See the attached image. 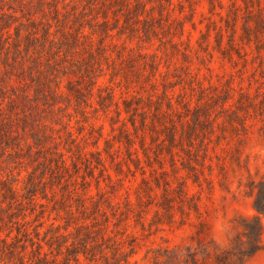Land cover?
Returning a JSON list of instances; mask_svg holds the SVG:
<instances>
[{
  "label": "trees",
  "instance_id": "trees-1",
  "mask_svg": "<svg viewBox=\"0 0 264 264\" xmlns=\"http://www.w3.org/2000/svg\"><path fill=\"white\" fill-rule=\"evenodd\" d=\"M165 2L171 5L173 0ZM165 2L95 0L91 19L84 17L85 11L75 10L72 17L67 11L70 19L65 18L59 29L48 23L40 29L39 21L31 20L26 25L19 23L14 31V14L0 7V50L5 53L0 58V264H130L136 251L124 248L127 221L136 216L144 223L143 209L135 211V205L145 203L144 194L161 187L162 178L166 180L170 171L181 168L179 161L183 168L193 167L182 161L181 151L188 153L183 141H191L207 124L210 132L215 130L216 118L209 111V102L203 101L204 95L196 104L190 96H176L174 88L181 81L164 76L157 54L125 53L128 46L119 49L113 41L123 34L148 41L161 39L160 33L170 34L169 43L178 50L180 42L174 37L183 35L185 21L174 18L177 26L173 31L166 23L164 10L170 11ZM209 2L212 13L217 6H225L224 0ZM229 2L231 42L236 39L240 18L242 36L251 40L253 34L258 42H264V0ZM87 24L89 32L85 31ZM224 33L222 27L217 28L220 40ZM258 48L261 51L262 46ZM164 66L169 75L170 63ZM108 72L110 84H98ZM63 76L69 77L66 89L61 87ZM195 80L193 76L190 87L197 84L204 90L203 83ZM242 96L241 103L247 94ZM227 102L229 97L222 101L223 110ZM69 107L81 115V121L90 118L87 107L102 111L114 133L105 136L101 130L94 137V149H88L86 138L80 137L82 131L75 133L70 117L63 119L71 115L65 113ZM23 171L27 173L22 175ZM137 173L142 182L134 189L125 180ZM92 182L96 194L88 191ZM120 187L126 195L116 200ZM167 190L161 192L163 200L157 203L156 216L160 208L172 216ZM184 190L181 183L177 191ZM252 193L258 214L244 225L251 244L246 256L260 248L264 181L254 186ZM60 217L63 224L56 223ZM48 220V228L42 231Z\"/></svg>",
  "mask_w": 264,
  "mask_h": 264
},
{
  "label": "rangeland",
  "instance_id": "rangeland-1",
  "mask_svg": "<svg viewBox=\"0 0 264 264\" xmlns=\"http://www.w3.org/2000/svg\"><path fill=\"white\" fill-rule=\"evenodd\" d=\"M224 2V8L217 6L216 13L211 12L209 0H173L171 5L165 2L170 11L164 10L166 23L171 24L173 31L177 26L174 18L185 21L183 35L174 37L180 42L178 50L169 43L170 34L164 36L160 33L161 39L153 38L151 41L127 34L113 39L119 49L128 46L125 53L137 56L140 53L157 54L162 61L164 76L181 81L174 88L176 96L179 93L190 96L192 103L196 104L204 95L203 101L209 102V111L216 118L213 132L206 123V127L198 129L191 141L186 138L183 141L188 153L181 151L182 161L193 167L183 168L179 161L181 168L170 171L165 176L166 180L162 178L161 187L144 194L145 203L135 205V211L143 209L144 223H139L136 216L127 221L124 234L128 237L124 248L133 247L136 251L130 257V264H264V230L258 240L260 248L246 256L251 244L244 226L258 214L252 189L264 181V42H258L253 34L251 40L242 36L245 33L241 27L243 18H240L236 39L232 43L231 27L227 26L231 7L229 0ZM93 3L95 0H0V7L5 13L14 14L16 20L11 27L14 31L19 23L26 25L31 20L39 21L40 29L43 23L59 29L65 18L70 19L67 11L71 13L70 17L75 10L85 11L84 17L91 19L96 12L91 8ZM155 14L158 15L157 10ZM219 27L225 32L221 40L217 37ZM22 31L27 32L25 27ZM85 31H90L88 24ZM258 46H262L261 51ZM4 54L1 49V59ZM139 58L150 59L148 56ZM165 63H170L169 75H166ZM1 65L3 69L4 64ZM189 72L203 83L204 90H200L197 84H194V89L190 87L193 76ZM144 73L148 71L144 70ZM68 79V76L60 79L63 89H66ZM98 84H110L109 72L98 79ZM116 92L121 95L119 87ZM243 93L247 94V99L241 103ZM227 97V109L223 110L222 101ZM92 101L97 104L95 97ZM87 109L91 111L88 121H81L82 117L76 114L74 107L65 110L71 115L63 116V119L67 121L70 117L71 129L75 133L80 129V137L84 135L89 143L87 148L94 149V137L101 130L105 136L114 132L111 131L109 117L102 111ZM58 126L62 127L61 124ZM99 145L104 147L103 138ZM107 164L110 165L109 161ZM166 165L171 168L169 161ZM15 169L17 171L19 166ZM110 171L113 173V168ZM26 173L23 171L22 175ZM147 177L151 178L149 172ZM141 182L140 173L125 180L134 189ZM181 183L185 188L182 193L177 191ZM104 186L105 182L102 183ZM166 188L167 196L172 199V216L165 214L163 208L156 216L157 203L163 200L161 192ZM88 191L96 194L94 182ZM125 195L124 188L120 187L115 199H123ZM131 199L135 201V193L131 194ZM61 214L64 216L63 211ZM261 220L264 226V215H261ZM50 222L47 221L42 231ZM56 223L63 224L64 218L60 217Z\"/></svg>",
  "mask_w": 264,
  "mask_h": 264
}]
</instances>
